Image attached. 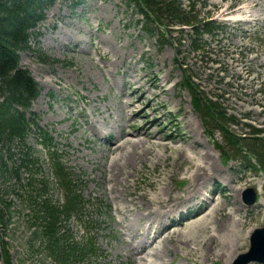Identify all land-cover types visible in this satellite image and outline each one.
<instances>
[{
    "label": "rangeland",
    "instance_id": "374dc122",
    "mask_svg": "<svg viewBox=\"0 0 264 264\" xmlns=\"http://www.w3.org/2000/svg\"><path fill=\"white\" fill-rule=\"evenodd\" d=\"M177 4L185 12L194 7V10L187 13L192 23L211 19L216 21V26H220L211 36L203 35V54L192 50L190 41L194 35L193 29L182 28L185 25L180 23L171 24V35L167 38L172 44L169 42L162 48L159 41H156L157 36L149 37L142 32V16L133 4L125 0H84L74 8L68 1L56 0L45 9L44 19L33 30L30 37L32 50L19 54L20 65L31 73L42 88L40 97L32 103V111L36 114L39 125L54 137L57 152L62 155L65 165L82 175L83 182L79 183V190L86 205L80 214L72 213L64 228H69L72 236L79 241L91 235L96 241L98 256L93 257L90 263L84 260L77 264H192L195 259L197 264H204L199 254L210 247L208 235L204 233V224L188 222L184 226L174 227V233L173 229L164 230L168 232L167 237L156 241L157 248L148 251L152 257H147L148 261L145 262L139 260L140 255L132 257L119 236L116 220L121 217L123 225L126 228L127 225L130 226V231H142L149 220L143 219V214L134 213L130 207L125 219L122 215L118 217L115 210H110V206L113 208L115 205L128 204L127 201L132 197L130 191H145L152 196L154 190L149 182L167 183L171 188V195L185 196L187 193L186 188L191 182L189 173L183 172L187 163L174 164L173 154L170 159L165 160L167 152L163 148L158 149V158L129 161V192L120 184L114 185L116 175L111 182L106 180V170L116 153L109 156L108 151H111L112 146L106 145L105 139L115 138L118 129L112 123H116L119 116L123 118L131 113L122 107L123 103L117 102V92L126 91L124 85L122 88L123 80L134 84L138 77H142V82L151 80L155 74L162 78L168 70L169 77L165 87L168 92L160 94L161 97L151 102L150 96L149 101H143L134 109L136 112L140 107H146L143 111L146 116L134 118L137 125L132 126L130 132L135 134L126 138L138 140L140 135L134 131L157 114L158 117L165 116L159 120L160 126L157 127L160 129L159 137L167 134L172 136L171 140H162L163 143L169 148L184 146L186 132L188 133L184 128V121L186 117H192L199 127V134L194 137V151L202 153L205 149L214 148L211 153L222 179L211 180L207 184L208 195L216 197L212 204L225 205L222 212L218 211L220 215L231 209L232 202L236 200L244 222L238 226L241 231L240 246L235 248L234 256L216 261L210 259L206 264H231L249 248L247 231L252 232L255 228L264 226V175L258 170L249 169V165H243L246 158L232 152L214 126H209L213 136L207 133L209 130L191 104L189 91L182 86L184 72L176 65L177 53H181L187 73L195 75L193 79L199 94L214 100L217 97L221 104L219 106L238 123L232 126L235 132H248L245 125L247 122L262 128L264 137V0H178ZM165 15L164 13L162 18L165 22L171 20L165 18ZM43 57L49 62L41 61ZM52 59L60 62L52 63ZM124 68L126 73L122 75ZM133 87L134 85H130V90ZM161 90L157 89V92ZM159 104L163 106L156 110ZM167 106L172 109L171 115H165ZM169 116L173 118L169 119ZM246 116L248 119H245ZM84 121L89 122L88 130L85 129L86 125L82 127L79 124ZM127 130L129 131L128 127ZM163 131L164 134H161ZM107 132L110 133L105 139L96 138V134L100 136ZM216 144L223 146L230 160L223 161L224 155L217 150ZM27 145L36 150L41 166V171L33 170L34 179L41 180L45 177L53 181L46 151L33 134L29 135ZM20 149L21 145L15 141L9 152L4 150L7 167L17 163L22 156ZM29 178L30 171L25 167L20 170L19 179L13 175L7 179L0 178L1 190L11 200L12 218L6 233L9 252L13 264H53L47 252L42 249L40 235L32 233L33 229L29 228L32 222L40 226L39 221H31L32 216L39 214L36 208L29 205L31 202L28 194L33 191L30 189L28 192L23 187L29 182ZM48 184L47 195L42 193L40 198L49 197L54 202L62 203L63 193L55 189L53 184ZM36 185L38 186L35 183ZM51 186L54 191H51ZM249 187L259 190L256 206H246L241 202L243 190ZM219 191H223L225 196L218 195ZM34 194L37 192L34 191ZM189 201L173 213L185 211L184 213L192 215L196 207L193 203L185 207ZM160 214L163 216L159 218L165 217V211H156L157 217ZM229 225V221L225 222V226ZM2 230L0 228V244ZM195 232L198 233L193 242L204 240V244L197 248L194 255L190 254L185 259L182 247L177 250L174 243L190 240ZM222 235L223 240L231 241L225 234ZM216 242L211 245L214 246ZM162 246L169 250L168 254L162 252L164 249L160 250ZM218 249L217 246L213 252L217 254ZM0 264H3L2 258Z\"/></svg>",
    "mask_w": 264,
    "mask_h": 264
},
{
    "label": "trees",
    "instance_id": "16d2710c",
    "mask_svg": "<svg viewBox=\"0 0 264 264\" xmlns=\"http://www.w3.org/2000/svg\"><path fill=\"white\" fill-rule=\"evenodd\" d=\"M55 0H0V178L7 179L14 176L19 179L20 170L25 167L30 171L31 178L23 186L29 192L28 194L32 206L37 209L35 216L36 221L40 222L38 233L45 242V249L54 264H76L81 260H89L96 253L97 248L91 238L86 239L83 243H77L72 239L69 230L61 232V225L64 224V218L68 219L69 214L80 210L78 206L81 201L78 195H73L72 181L66 173L64 167L59 163L55 153L51 156L52 168L56 177L62 181L63 186L67 189L65 204L59 208L54 205L49 198H40L42 193L46 195L48 183L44 178L35 180L33 170H39L36 166L38 158L32 156V148L26 144L28 134L36 132L41 138L44 147H53L54 141L52 136L43 130L34 119L35 114L28 112L31 102L35 100L39 93L40 87L30 76V73L20 68L18 51L30 50L28 44L31 36L30 30L36 27L37 23L43 19L44 10ZM73 2V0H69ZM139 10L145 18L144 28L148 34H153V28L162 26L166 28L171 24L180 23L194 28L197 33V39L191 41L194 51L203 50L204 42L200 38L201 32H207L210 35L219 27L212 21H200L195 23L190 21L189 12L181 9L176 0H127ZM190 10H194L191 7ZM170 18L164 22L162 19ZM175 19L172 21V18ZM152 26V27H151ZM201 30V31H200ZM167 31V30H166ZM163 36L164 31L160 32ZM44 61V58H42ZM183 85L192 95L193 106L195 110L204 118H209L214 122L216 128H219L228 142L239 145L237 137L227 128L228 122H233L227 114L221 110L217 102L204 98L199 94L194 82L190 77L185 76ZM15 106L20 107V111ZM26 113L31 116L26 118ZM32 125L35 128L32 129ZM253 129V128H252ZM252 136L240 137L243 143L248 144L247 155L256 156L258 162L264 170V143L257 137V130L253 129ZM17 141L21 145L23 158L20 162L7 167L3 160V151L9 152L10 147ZM239 147V146H238ZM254 148L255 150H251ZM240 151L242 148H240ZM55 156V157H54ZM11 158L10 155H8ZM34 181V182H33ZM35 183L38 186H35ZM34 191L37 194H34ZM18 195V194H17ZM7 194L2 192L0 187V224L6 225L10 215L11 203L7 201ZM40 199V201H37ZM30 204V205H31ZM63 215V216H62ZM60 230V232H59ZM40 237V239H41ZM3 257L5 264H11L7 248L3 245Z\"/></svg>",
    "mask_w": 264,
    "mask_h": 264
},
{
    "label": "bare ground",
    "instance_id": "6f19581e",
    "mask_svg": "<svg viewBox=\"0 0 264 264\" xmlns=\"http://www.w3.org/2000/svg\"><path fill=\"white\" fill-rule=\"evenodd\" d=\"M230 20H232V18H230ZM142 74L143 76L146 75L144 72ZM168 77L169 70L164 75V77L161 78V80H158L156 77L152 78L151 80H146L150 87L156 89L155 92L151 91L150 87L146 84L145 81H141L142 77H138L135 80L134 84H129L128 82L129 85H134V87L131 88V91L128 94V100L125 103V108L131 111L130 116H132L131 120L126 119L127 125H137L134 118L146 116L143 113L146 107H140V110L137 113L134 112V109L140 106L143 101H149L150 96L154 95V97L150 99V102L154 101L157 98V89L163 88L164 83L168 80ZM166 92H168V89L163 91L164 94H166ZM147 106H149V104ZM161 106L162 104H159L156 110L158 108H161ZM156 115H153L152 117L156 118ZM145 118L147 119V117ZM148 120L149 119H147V121ZM157 127L158 125L156 121H153L147 122L139 129L140 131L135 130V132L140 135V138H138V140H131L129 138H126L128 133L122 128L120 130L119 136L112 141V144H115V146L112 147V149L110 148L111 151H108V154H116L114 155L115 157L113 158L112 163L106 170L108 174V182H111L113 177L116 175L117 177L114 180V185L118 186L117 184H120L126 192H129L127 191V165H129L130 160H146L147 158L150 159V157L158 158V149L163 148L167 152V154L164 156L165 160L170 159L173 154L172 161L174 164L180 165L184 162L187 163L183 169V172L184 174L189 173V179L191 180V182L186 188L187 193L185 196L179 194L171 195V188L165 182H149L154 190V194L152 196H149L145 191L141 193L130 191L129 193H132V197L127 201L128 204H126L124 201L125 206L119 205L120 208L119 206H116V210H119L123 219L127 217L126 212H129L131 208V210L135 211L134 213H137L139 215L143 214V219L149 220V223H147L143 227V232L140 230L130 231L131 228L129 225H127L128 228H130L128 230L132 234V250L135 251L136 255H140V261L144 260L145 262L148 261L147 257H152L150 254L151 252L148 251L150 249L157 248L156 241L162 234L161 229L166 227L163 224L164 221H166V219L169 218L170 215L180 207V204L183 205L190 199H197V201L200 202L203 199L204 188H206L207 184L213 179L221 178L220 170L216 167L213 160V155L211 153L212 148L205 149V152L202 153L194 151V137L195 135L199 134V127L192 117H186L184 121V128L188 130V133L186 132V144L184 146H171V148H169L168 145L166 143H163L162 140H171L172 137L170 135L164 136V138L162 136L159 137V130ZM119 177L122 178L120 179ZM260 188H262V186ZM112 192L113 187H111V193ZM237 194L238 192H236V195ZM213 200L214 198L209 199L208 203L198 211V213L192 218V220L188 221L189 223L198 222L204 224V233L208 235L207 241L209 242L210 246L208 247V250L202 251L199 254V258L204 264L208 263L210 259L216 261L227 256H234L235 248H239L240 246L241 231L238 226L244 222L241 218V211L239 207L236 206V200L232 202L233 207L225 211L223 215H220L218 211L222 212L225 209V205H220L219 203L212 204L211 202ZM257 204L258 202L255 204V206ZM161 210L165 211V217L162 219L159 217H162L163 214H160L158 217L156 215V211L159 212ZM227 221L230 222L229 226H225V222ZM188 222L181 223V225L187 224ZM121 224H123L122 220ZM130 224H132V222H130ZM166 228L170 229L171 226ZM175 231L176 229L172 230L173 233ZM250 231L251 230L247 231L246 237L249 236ZM197 233L198 232L193 233L190 240L176 241L174 243V247L177 250L182 247L183 257L185 259L190 254L194 255L197 248H200L202 244H204V240H201L200 242H193V239H196L197 237ZM150 234H152V237L148 242H145V236ZM222 234H225L228 239H231V241H227L225 239L223 240L224 236ZM220 235H222L223 237H220ZM214 242H216V244L212 246L211 243L214 244ZM197 243L199 244V246L196 247ZM217 246L219 247V249L217 251V254H215L213 250L214 248H217ZM162 249H164L163 246L160 250L162 251ZM162 252L168 254L169 250L165 248ZM197 263L198 262L196 259L192 262V264ZM160 264H165V262H162Z\"/></svg>",
    "mask_w": 264,
    "mask_h": 264
},
{
    "label": "water",
    "instance_id": "95a60500",
    "mask_svg": "<svg viewBox=\"0 0 264 264\" xmlns=\"http://www.w3.org/2000/svg\"><path fill=\"white\" fill-rule=\"evenodd\" d=\"M243 200L246 204L251 205L256 200V193L253 189L245 190ZM250 261L264 262V227L257 228L250 237L249 250L240 254L232 264H247Z\"/></svg>",
    "mask_w": 264,
    "mask_h": 264
}]
</instances>
